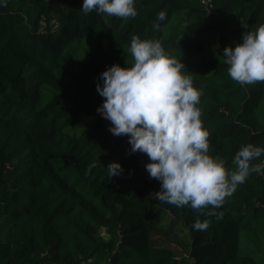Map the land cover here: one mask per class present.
Segmentation results:
<instances>
[{"label":"trees","instance_id":"1","mask_svg":"<svg viewBox=\"0 0 264 264\" xmlns=\"http://www.w3.org/2000/svg\"><path fill=\"white\" fill-rule=\"evenodd\" d=\"M82 5L0 0V264H264V168L220 219L160 202L148 156L97 111L101 74L132 66L131 37L160 40L201 93L209 154L235 170L241 146L264 148V82L232 80L224 49L264 24V0H134L126 19Z\"/></svg>","mask_w":264,"mask_h":264},{"label":"clouds","instance_id":"2","mask_svg":"<svg viewBox=\"0 0 264 264\" xmlns=\"http://www.w3.org/2000/svg\"><path fill=\"white\" fill-rule=\"evenodd\" d=\"M82 10L125 19L137 15L134 0H83ZM157 19L165 20L166 13L159 12ZM154 27L158 29L159 24ZM242 39L234 49H224L229 76L241 85L264 82V24L246 31ZM128 51L132 66L113 65L101 74L103 84L97 85V91L104 103L97 111L111 122L113 135L129 137L133 153L148 156L151 162L146 171L161 182V190L155 193L158 201L190 205L197 211L211 206L213 210L206 215L222 218L223 213L214 209L252 172L264 168V164L251 163L264 154V148L251 143L241 146L233 160L235 170L229 171L224 160L209 154V132L197 107L201 93L182 71L184 64L171 57L160 40L133 35ZM92 167L95 164L88 171ZM107 171L113 177L123 169L112 162ZM209 226L208 220L197 219L193 224L201 231Z\"/></svg>","mask_w":264,"mask_h":264},{"label":"built area","instance_id":"3","mask_svg":"<svg viewBox=\"0 0 264 264\" xmlns=\"http://www.w3.org/2000/svg\"><path fill=\"white\" fill-rule=\"evenodd\" d=\"M202 1H203V3L207 4L210 0H202ZM51 25H52L53 27H57V21H56L55 18H53V20L51 21ZM147 173H148V172H147ZM148 179H151L150 176H149V173H148Z\"/></svg>","mask_w":264,"mask_h":264},{"label":"rangeland","instance_id":"4","mask_svg":"<svg viewBox=\"0 0 264 264\" xmlns=\"http://www.w3.org/2000/svg\"><path fill=\"white\" fill-rule=\"evenodd\" d=\"M103 233H104V231H102ZM167 241H169V239H167ZM170 249H173L174 247H173V245H172V243H170Z\"/></svg>","mask_w":264,"mask_h":264}]
</instances>
